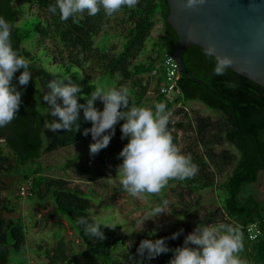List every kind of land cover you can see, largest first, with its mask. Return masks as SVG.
Instances as JSON below:
<instances>
[{
  "label": "trees",
  "instance_id": "1",
  "mask_svg": "<svg viewBox=\"0 0 264 264\" xmlns=\"http://www.w3.org/2000/svg\"><path fill=\"white\" fill-rule=\"evenodd\" d=\"M53 3L54 0H0V15L14 25V47L29 58L32 69V79L27 86H20L16 79L23 69L14 74L13 83L23 89L22 103L17 117L0 128V178H11L9 183L0 180V264H28L26 223L22 218L5 216L18 211L19 201L24 198L19 192L26 183L32 185L26 196L30 201L51 200L56 211L66 216L86 246L87 257L94 263L132 264L120 261V250L141 259L136 253L141 240L170 237L177 232L144 229L125 234L113 227H101L106 238L103 241L91 238L77 221L81 216H93V200L88 197L93 192L82 190L67 179L47 175L46 168L40 163L45 154L92 140L90 133L87 136L83 134V130L92 125L90 121L83 120L81 109L80 130H58L44 148L46 119L40 111V99L47 91V82L71 76L81 86L79 103H86L85 97L95 90L96 75L110 78L116 87H128L131 100L143 107L148 102L152 80L156 79L155 101L164 102L172 115L179 116V121L170 117L168 130L180 148L178 131H184L190 143L181 150L184 154H191L193 162L198 165V172L182 181L174 179L178 189L173 190L176 202L171 204V215L180 212L186 215L179 229L183 232L176 239L167 241L169 247L182 246L185 236L198 224H232L243 235L242 252L250 250L247 256H254L258 264H264V201L250 191L264 174V87L229 68L223 75H215L214 58L206 57L203 48L190 46L184 51L187 71L203 80L207 87L188 79L181 72V95L170 103L159 95L161 79L153 75L163 56L175 54L179 40L168 21V0H139L134 8L122 7L111 17L101 9L95 16H88L85 12L67 21L60 19L59 10L55 14L48 11ZM33 6L37 12L31 11ZM160 22L163 33L152 39L149 52L148 39ZM114 40L121 41V46L113 43ZM189 102H200L220 117L214 120L197 114L189 110ZM95 105L102 110L101 101L97 100ZM116 131L119 132L117 126ZM226 144L235 152L230 149L217 151ZM228 168H232L231 172L224 178ZM220 179L224 181L220 183ZM13 182H16L14 189L11 187ZM165 189L166 186L163 193ZM212 189L218 192L219 205L200 216L201 193ZM6 190L10 193L8 197L3 195ZM115 190L127 193L121 184L115 186ZM149 195L158 198L160 203L166 199L165 194L163 197L154 193ZM252 224L261 232L255 241L248 240L245 231ZM152 232L155 235L150 236ZM39 250L48 264L74 262L68 255V244L63 237L52 250L42 247ZM172 255V252L161 254L148 264H168Z\"/></svg>",
  "mask_w": 264,
  "mask_h": 264
},
{
  "label": "clouds",
  "instance_id": "2",
  "mask_svg": "<svg viewBox=\"0 0 264 264\" xmlns=\"http://www.w3.org/2000/svg\"><path fill=\"white\" fill-rule=\"evenodd\" d=\"M139 0H54L48 11L57 13L60 19L67 21L76 19L85 12L95 16L103 9L106 16H113L122 7L134 8ZM204 0H184L185 8H194L203 4ZM14 25L5 16L0 15V128L10 124L18 115L23 89L13 83L14 74L23 69L16 77L20 86H27L32 79L31 62L14 47L12 33ZM204 55L214 58V74L223 75L231 66L229 56L217 54L215 46L204 49ZM47 91L43 100L49 106L52 117L46 123V129L53 133L58 130L79 131L80 111L83 120L90 121L91 127L85 128L83 134H91L94 141L89 145L90 154L95 155L106 148L115 136L116 125H120L121 139L128 143L119 152L122 163L118 165L117 174L123 189L133 197L146 199L144 194L159 193L170 179L185 180L198 172V165L193 162L191 154H184L174 143L168 130L171 112L164 102L154 103V107L137 106L131 100L130 90L126 86L96 87L86 96V103H79L82 96L81 86L71 76L51 79L46 85ZM103 104L102 110L95 102ZM167 199L152 208L138 220L136 225L144 231L145 222L168 213ZM78 224L83 226L84 233L91 238L103 241L106 237L101 226L111 227L94 216H81ZM183 229L174 232L170 237L143 239L136 249L141 258L134 264L150 262L161 254L172 252L173 257L168 264H247L240 253L244 248L243 235L232 224L219 223L198 224L187 234L183 245L170 248L167 241L176 239ZM155 235L154 232L150 236Z\"/></svg>",
  "mask_w": 264,
  "mask_h": 264
},
{
  "label": "rangeland",
  "instance_id": "3",
  "mask_svg": "<svg viewBox=\"0 0 264 264\" xmlns=\"http://www.w3.org/2000/svg\"><path fill=\"white\" fill-rule=\"evenodd\" d=\"M31 11L37 12V8L33 6ZM162 33L163 24L160 22L155 25L148 39V51L153 43L152 39L160 37ZM114 41L113 43H116L119 47L121 46V41ZM96 76L94 78L95 88H108L113 87L115 84L110 78ZM155 85L156 79H153L146 107H154V103H156L155 96L157 93L154 90ZM40 103L42 104L40 111L43 112L47 123L51 120L48 105L43 98L40 99ZM188 108L197 114L199 113L204 117H210L214 120L220 117L218 113L200 102H189ZM171 116H173L174 121H179V116L172 115V113ZM122 123L123 122H119L116 125L119 127V132L116 131L109 145L95 155L90 154L89 145L94 142L91 140L89 142L74 144L58 152L45 154L41 158L40 163L46 168L47 175L55 178L67 179L72 182L71 184L79 185L82 190L93 192L94 195L91 194L88 196L93 200L94 204L92 215L121 233L131 234L135 230H141V228L136 225V220L159 205L160 200L149 194H144L146 199H141L133 197L128 193H120L115 190V186L120 184L117 174L118 165L122 163V158L119 157L118 154L128 143L127 139H121L120 125ZM187 129L189 131V128ZM178 134L181 148L185 149V145H188L190 142H188L185 137L186 134H184V131L179 130ZM43 138L45 148L51 143L53 132L45 127ZM223 149H230L235 152L233 147L227 144L223 148H217V151L221 152ZM70 161H74V163L70 164ZM231 169L232 168H228V172L225 174L224 178L228 176ZM95 175L100 176L95 177ZM0 180L9 183L11 178L2 176ZM222 181H224V179L219 180L220 183ZM14 185H16V182L12 183V189H14ZM11 187L9 186L8 189H11ZM174 189H178L177 183L174 179H170L166 185L165 193H163L162 190L159 193H154L161 197L165 194L166 199L169 201V206L166 209L168 213H161L159 216L149 219L145 222L144 229H153L158 232L169 233L178 231L181 228L182 219L186 213L180 212L177 215H171V204L176 202ZM250 191L254 192L260 200L264 201V174L261 175L259 183L252 186ZM3 195L8 197L10 193L6 190L3 192ZM201 197L202 207L199 209L200 216H203L206 211L214 210L219 205L218 192L215 189L203 191ZM13 199L14 198H12V201ZM13 202H15V200ZM5 216L7 218H22L26 223L28 229V264H48L46 258L40 254L39 248L42 247L52 250L62 237L65 243L68 244V255L73 258V264H99L90 261L86 254V246L77 235L73 225L65 215L56 211L51 200L46 202L30 201L29 198L25 196L19 201L18 211L12 214H5ZM101 227L108 226L102 225ZM119 252L122 256L120 258L122 262L128 261L134 264V260H140L130 256L129 253H123L121 250ZM248 252H250V250L240 253L242 259H244L247 264H258L256 259L253 258L254 256L251 258L247 256ZM148 263L150 262H144V264Z\"/></svg>",
  "mask_w": 264,
  "mask_h": 264
},
{
  "label": "water",
  "instance_id": "4",
  "mask_svg": "<svg viewBox=\"0 0 264 264\" xmlns=\"http://www.w3.org/2000/svg\"><path fill=\"white\" fill-rule=\"evenodd\" d=\"M168 3V21L179 37L173 55L188 79L207 87L188 73L184 51L214 45L217 54L231 58L230 70L264 87V0H204L190 9L184 0Z\"/></svg>",
  "mask_w": 264,
  "mask_h": 264
},
{
  "label": "built area",
  "instance_id": "5",
  "mask_svg": "<svg viewBox=\"0 0 264 264\" xmlns=\"http://www.w3.org/2000/svg\"><path fill=\"white\" fill-rule=\"evenodd\" d=\"M153 75L156 78L161 79L158 87L159 95L164 96L166 100L173 103L176 98L181 95V90L179 88L181 71L176 57L173 54H166L163 56ZM31 187V183H26L22 186L19 194L24 197L28 196ZM245 231L248 240L250 241L257 240L261 234L260 229H258L254 224L247 226Z\"/></svg>",
  "mask_w": 264,
  "mask_h": 264
}]
</instances>
